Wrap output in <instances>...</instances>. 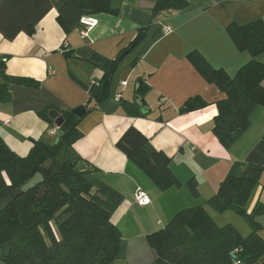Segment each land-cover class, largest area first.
I'll return each mask as SVG.
<instances>
[{"label": "crops", "instance_id": "1", "mask_svg": "<svg viewBox=\"0 0 264 264\" xmlns=\"http://www.w3.org/2000/svg\"><path fill=\"white\" fill-rule=\"evenodd\" d=\"M65 1L0 0V62L9 76L41 84L36 89L10 83L11 99L0 102V137L21 156L29 153L34 141L56 142L60 113L86 106L90 99L87 87L96 74L101 76L91 57L117 58L152 20L145 39L122 59L110 97L84 116L79 126L84 136L65 150V158L77 156V168L87 172L95 187L105 183L124 196L112 216L122 235L119 256L112 264H154L158 254L150 245V235L166 228L182 210L199 206L217 223L219 212L207 201L216 195L233 166L243 163L264 168V107L254 110L248 131L226 149L213 133L217 103L226 96L188 60L189 53L197 50L213 68L234 77L251 56L238 50L227 27L234 22L264 20V0H189L186 9L165 10L155 18L150 12L154 0H111L119 15H92L99 23L85 37L80 25L66 34L58 24V9ZM167 26L172 29L168 34ZM259 60L264 62V55ZM139 81L150 87L142 97L151 111L143 116L130 115L121 105L135 103ZM122 82L127 85L123 87ZM118 95L122 96L119 102ZM196 96L208 106L181 115V107ZM48 108L52 122L40 116ZM6 119L11 121L8 126L3 123ZM132 126L171 159L170 168L182 183L180 188L160 190L116 147ZM192 179L197 182V196L188 185ZM138 188L149 194V205L135 202ZM259 202L264 203V173L248 212Z\"/></svg>", "mask_w": 264, "mask_h": 264}, {"label": "trees", "instance_id": "2", "mask_svg": "<svg viewBox=\"0 0 264 264\" xmlns=\"http://www.w3.org/2000/svg\"><path fill=\"white\" fill-rule=\"evenodd\" d=\"M189 0H154L151 16L165 10H184ZM119 15L111 0H66L58 9L57 22L66 34L80 25L84 16ZM152 20L138 30L135 40L125 51H133L142 42ZM33 32V31H30ZM227 32L239 51L251 60L234 77L223 69L213 68L197 50L188 60L199 74L225 94L217 103L213 133L219 143L229 149L251 125V115L264 107V20L247 24L231 23ZM122 52V53H123ZM71 56L70 51H65ZM121 53V54H122ZM110 59L94 54L91 60L101 76L87 87L90 99L87 113L99 109L110 97V87L121 64L120 56ZM0 62V102L11 99L10 83L40 88V82L6 74ZM142 82L136 94L149 90ZM130 115L143 116L135 103L122 102ZM208 106L200 96L190 98L179 113L188 114ZM50 110L40 116L51 121ZM63 124L58 128V143L34 141L28 155L21 156L0 137V201L11 196L13 202L0 214V264H112L119 256L122 235L112 222L115 210L124 200L122 193L103 183L97 187L87 178V172L71 166L77 156L59 158L63 150L72 148L83 138L79 126L83 118L66 111L60 113ZM129 160L145 172L162 190L180 188L182 183L170 168L171 159L152 147L150 140L137 128H128L116 143ZM52 162L48 168L44 166ZM44 181L34 189L16 196V192L36 174ZM264 168L259 165L236 163L218 192L207 201L219 213L241 215L251 227L244 237L232 225L219 226L203 206L179 212L163 230L149 236L157 251L154 264H264L263 229L256 223L264 215V203L259 202L248 212L254 189L260 184ZM197 196L195 179L188 183ZM235 256V258L233 257Z\"/></svg>", "mask_w": 264, "mask_h": 264}, {"label": "water", "instance_id": "3", "mask_svg": "<svg viewBox=\"0 0 264 264\" xmlns=\"http://www.w3.org/2000/svg\"><path fill=\"white\" fill-rule=\"evenodd\" d=\"M128 50L123 52L120 56V59L122 60L127 54H128ZM139 84H141V81L138 82V88H139ZM135 103L137 105V107L139 108L140 112L143 115H147L148 113H150L151 109L150 107H148L145 99L140 96L137 95L136 99H135ZM72 113L74 115H76L79 118H84V116L87 113L86 107L85 106H80L76 109L72 110ZM53 118H56V114H52ZM56 124L58 127H60L63 124V118L59 117L56 119ZM59 138H57L55 143H58ZM52 162H48L44 168H48L50 166ZM78 164V160H74L71 162V166H76ZM44 181L43 175L38 173L36 174L30 181H28L25 185H23L17 192H16V196H19L23 193H27L28 191L34 189L37 185H39L40 183H42ZM13 202V198L11 196L7 197L6 199L0 201V214L5 211L10 204ZM256 223L260 224L262 228H264V215L258 216L256 218ZM235 258V256H233ZM263 262H258L257 264H262Z\"/></svg>", "mask_w": 264, "mask_h": 264}, {"label": "built area", "instance_id": "4", "mask_svg": "<svg viewBox=\"0 0 264 264\" xmlns=\"http://www.w3.org/2000/svg\"><path fill=\"white\" fill-rule=\"evenodd\" d=\"M98 20L94 17V16H84L82 17V19L80 20V26L83 27V29L81 30V35L82 37H85L88 33L89 30H91L93 27L97 26L98 25ZM165 33H170L172 32V29L171 27L167 26L165 27L164 29ZM95 80L94 78H92V84H95ZM123 87H125L127 85V82H122L121 84ZM116 100L119 102L122 100V96L121 95H118L116 97ZM10 119H6L3 123L5 126H8L10 125ZM0 131H1V126H0ZM54 134L57 133V130H53L52 131ZM134 200L135 202L140 205V206H147L151 203V198L149 196V194L141 189V188H138L136 190V192L134 193Z\"/></svg>", "mask_w": 264, "mask_h": 264}, {"label": "rangeland", "instance_id": "5", "mask_svg": "<svg viewBox=\"0 0 264 264\" xmlns=\"http://www.w3.org/2000/svg\"><path fill=\"white\" fill-rule=\"evenodd\" d=\"M114 6V4H113ZM116 7V6H114ZM97 78V74H96ZM91 83V81H90ZM136 82H134L135 84ZM28 155V154H27ZM61 160L65 159V150H63L59 156ZM216 221L219 226L232 225L238 229V231L244 236L247 237L251 233V227L246 222V220L241 216L233 212H226L224 214L217 213ZM261 237L264 239V230L261 231Z\"/></svg>", "mask_w": 264, "mask_h": 264}]
</instances>
